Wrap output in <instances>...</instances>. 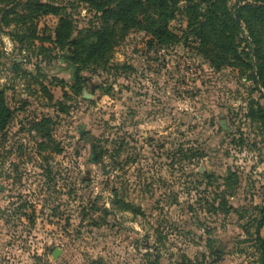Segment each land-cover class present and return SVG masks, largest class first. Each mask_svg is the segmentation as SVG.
<instances>
[{
  "label": "rangeland",
  "instance_id": "1",
  "mask_svg": "<svg viewBox=\"0 0 264 264\" xmlns=\"http://www.w3.org/2000/svg\"><path fill=\"white\" fill-rule=\"evenodd\" d=\"M90 1L0 0L10 112L0 264H264V25L252 22V38L253 0L228 1L243 18L237 59L205 56L181 0L177 44L130 29L108 66L76 75L57 30L66 16L87 36L103 20Z\"/></svg>",
  "mask_w": 264,
  "mask_h": 264
},
{
  "label": "trees",
  "instance_id": "2",
  "mask_svg": "<svg viewBox=\"0 0 264 264\" xmlns=\"http://www.w3.org/2000/svg\"><path fill=\"white\" fill-rule=\"evenodd\" d=\"M96 0H91V4L97 6L101 12L102 21L97 26H93L92 31L83 37H74L73 23L62 16L57 30V38L72 50L74 63L77 65L75 74L80 75L83 67L90 64L96 66H108L109 60L114 51V47L124 38L123 34L130 29H139L151 35L149 45L156 43L161 47H167L179 42L178 35L170 31V22L175 19V14L179 10L178 5L181 0H107L102 5H96ZM187 5L185 12L188 18V35L197 36L201 40V46L205 56L214 58V49H220L223 56L219 59H237L235 37L242 34V27L237 19L230 14L228 8L229 0H182ZM254 6L250 7L248 15V27L252 38H255L252 22L264 25V0H253ZM40 5L42 13H54L59 15V8L48 6V4L37 3ZM142 19H140V17ZM241 13L238 14L240 21L243 19ZM146 18V21L143 18ZM122 31L118 35L117 31ZM255 40V39H253ZM65 41V42H64ZM255 42V41H254ZM258 41L256 42V44ZM208 46H211L209 49ZM235 55V54H234ZM229 56V58H228ZM244 62L245 59H241ZM252 57H250V62ZM249 65V64H248ZM250 67V66H249ZM255 75V73H254ZM253 73L247 76L246 81L257 79ZM10 112L4 103V97L0 93V121L6 122ZM4 119V120H3ZM46 135L51 138L49 133ZM100 161V155L94 158ZM125 209H130L129 205H124ZM264 224V208L261 211Z\"/></svg>",
  "mask_w": 264,
  "mask_h": 264
},
{
  "label": "water",
  "instance_id": "3",
  "mask_svg": "<svg viewBox=\"0 0 264 264\" xmlns=\"http://www.w3.org/2000/svg\"><path fill=\"white\" fill-rule=\"evenodd\" d=\"M236 19L238 20V17H236ZM239 21V20H238ZM105 169V168H104ZM55 256H56V254H55Z\"/></svg>",
  "mask_w": 264,
  "mask_h": 264
}]
</instances>
